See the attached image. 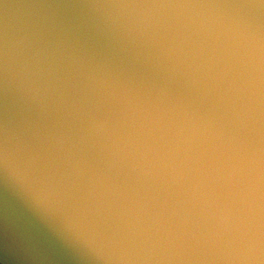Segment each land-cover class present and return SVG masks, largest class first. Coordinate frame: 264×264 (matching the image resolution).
<instances>
[{
	"label": "water",
	"instance_id": "obj_1",
	"mask_svg": "<svg viewBox=\"0 0 264 264\" xmlns=\"http://www.w3.org/2000/svg\"><path fill=\"white\" fill-rule=\"evenodd\" d=\"M0 264H264V0H0Z\"/></svg>",
	"mask_w": 264,
	"mask_h": 264
}]
</instances>
